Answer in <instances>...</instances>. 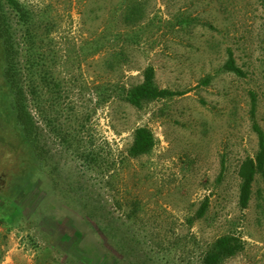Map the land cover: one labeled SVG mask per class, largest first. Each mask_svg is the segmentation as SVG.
<instances>
[{
	"label": "rangeland",
	"instance_id": "rangeland-1",
	"mask_svg": "<svg viewBox=\"0 0 264 264\" xmlns=\"http://www.w3.org/2000/svg\"><path fill=\"white\" fill-rule=\"evenodd\" d=\"M20 2L35 15L58 86L39 88L35 107L34 75L24 69L43 158L25 189L15 176L24 151L0 87V264H96L99 255L101 264H199L226 233L240 236L243 249L222 264H264V179L255 175L240 208L237 175L257 152L250 91L264 131V0ZM10 28L24 65L14 18ZM227 48L244 76L224 70ZM149 65L159 87L183 93L137 108L125 95ZM141 126L155 145L131 157Z\"/></svg>",
	"mask_w": 264,
	"mask_h": 264
},
{
	"label": "trees",
	"instance_id": "trees-1",
	"mask_svg": "<svg viewBox=\"0 0 264 264\" xmlns=\"http://www.w3.org/2000/svg\"><path fill=\"white\" fill-rule=\"evenodd\" d=\"M14 18L22 31V39L26 47L25 64L21 65L16 58L13 41L11 39L10 20ZM35 15L20 0H0V87L2 89V106L5 107L12 123L15 127V134L24 152L22 155V166L15 172V176L22 174L21 184H17L22 189L29 184V174L32 168L41 166L42 159H38L36 146V123L34 120V134L32 133V120L26 109L23 97L24 69L27 70L28 77L32 79L34 75V85L28 91L34 95V106L41 100L39 88L51 92V89L58 86L52 73L47 67V60L38 45L39 35ZM34 49V53H33ZM227 58L223 64L224 70L232 72L238 76H244L243 70L236 65L231 49L226 50ZM25 66V67H20ZM208 78L203 83H208ZM183 92L174 91L169 88L159 87L155 82V70L153 66H147L142 72V80L131 86L125 95V99L132 106L140 108L144 103L156 99L180 95ZM249 115L252 119V129L257 137V152L253 157L247 156L241 160L237 170L239 179L238 205L246 208L252 193V183L256 174H260L264 179V131L255 120L257 97L255 92L250 91ZM50 126V122L45 123ZM51 130L56 135H60L59 129L52 126ZM66 140L65 137L62 138ZM4 144L10 143L7 137L2 141ZM34 143V147L33 146ZM155 145L153 132L146 126L137 127L134 130L133 140L128 149L131 157L148 154ZM40 152H42L40 150ZM40 155V154H39ZM43 157V152L41 154ZM87 158V156H86ZM17 181V180H16ZM25 189V188H23ZM136 205V202L133 203ZM207 208V199L197 211V217H202ZM243 249V241L240 236L226 233L217 236L203 253L199 264H222L226 259L235 256ZM101 255L97 256L96 264L104 263Z\"/></svg>",
	"mask_w": 264,
	"mask_h": 264
}]
</instances>
